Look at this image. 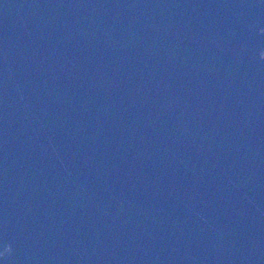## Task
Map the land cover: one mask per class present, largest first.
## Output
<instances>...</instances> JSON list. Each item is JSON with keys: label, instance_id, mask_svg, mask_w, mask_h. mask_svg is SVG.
I'll use <instances>...</instances> for the list:
<instances>
[{"label": "water", "instance_id": "water-1", "mask_svg": "<svg viewBox=\"0 0 264 264\" xmlns=\"http://www.w3.org/2000/svg\"><path fill=\"white\" fill-rule=\"evenodd\" d=\"M0 264H264V0H0Z\"/></svg>", "mask_w": 264, "mask_h": 264}]
</instances>
